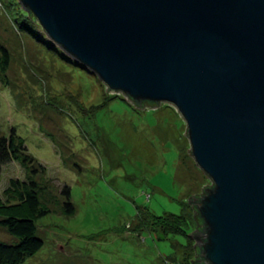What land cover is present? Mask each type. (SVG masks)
Returning <instances> with one entry per match:
<instances>
[{
	"label": "water",
	"instance_id": "water-1",
	"mask_svg": "<svg viewBox=\"0 0 264 264\" xmlns=\"http://www.w3.org/2000/svg\"><path fill=\"white\" fill-rule=\"evenodd\" d=\"M18 2L107 94L179 111L211 179L191 200L200 264H264V0Z\"/></svg>",
	"mask_w": 264,
	"mask_h": 264
},
{
	"label": "rangeland",
	"instance_id": "rangeland-1",
	"mask_svg": "<svg viewBox=\"0 0 264 264\" xmlns=\"http://www.w3.org/2000/svg\"><path fill=\"white\" fill-rule=\"evenodd\" d=\"M21 9L18 0H0V42L10 60L5 72L0 70V133L20 135L39 162L28 163L39 166V182L55 192L68 185L75 206L67 216L51 205L53 211L37 222L42 248L21 264L190 259L185 244L191 227L186 236L168 233L159 239L128 224L143 207L157 215L188 213V197L211 183L190 154L179 111L164 101L141 109L107 94L104 83L41 34L40 24L34 21L33 36L20 30L17 21L26 16ZM104 96L112 99L103 105ZM23 171L20 163L4 164L1 198L8 180L22 178ZM50 193L46 190V197ZM0 238L10 235L0 229Z\"/></svg>",
	"mask_w": 264,
	"mask_h": 264
},
{
	"label": "trees",
	"instance_id": "trees-1",
	"mask_svg": "<svg viewBox=\"0 0 264 264\" xmlns=\"http://www.w3.org/2000/svg\"><path fill=\"white\" fill-rule=\"evenodd\" d=\"M21 11L27 17L25 16V19L22 21H17V25L20 30L24 29L25 32L33 36L32 32L36 29L34 25L35 17L32 13L23 11L22 9ZM41 34L45 36L44 31ZM43 43L47 46H52V44L47 42V39ZM9 62V52L0 42V70L2 72H5L8 68ZM73 62L79 68H82L89 74H93L96 79H99L94 72L85 68L81 63ZM100 82L102 81L100 80ZM105 90L110 91L107 86ZM112 93L113 97L118 95L124 99H129L137 108L156 107L162 103V101L149 102L144 100L141 103H137L122 92L115 91ZM111 99L112 97L104 96L102 99L103 105ZM26 149L25 140L15 131L11 130L7 134L0 133V173L4 164L8 162L20 163L24 169L22 178L17 176L8 180V184L3 191L4 199L0 197V229L10 235V240L7 241L0 238V264H21L42 248L44 242L42 237L39 236L37 222L40 217L46 216L53 211L51 205L54 204L55 207H58L57 210L60 209L62 215L70 216L75 213V206L71 202L69 186L65 184L58 192L47 189L49 187L46 188V185L39 182V179L36 177L39 166L32 164L33 168H30L31 166L28 164L29 162H39ZM46 190L51 192L50 197H46ZM202 193L203 190L200 194L188 197L185 205L188 208V213L184 214L181 212L174 214L166 212L157 215L150 213L146 207H143V209L138 208L137 213L134 215L135 217L128 224H131V229H134L136 233L140 234L147 231L159 239H167L168 233L186 236L189 232L187 228L191 227L190 235L186 236L188 238L185 247L191 248L192 256L188 260L181 258L180 262L181 264H200L194 235L201 231L203 224L199 214L195 212V207L191 200L195 196L202 195ZM117 230L121 231V229Z\"/></svg>",
	"mask_w": 264,
	"mask_h": 264
}]
</instances>
